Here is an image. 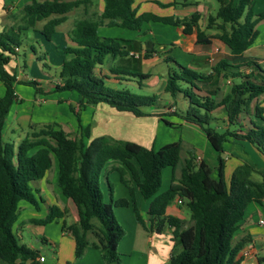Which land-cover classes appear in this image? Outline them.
<instances>
[{
    "label": "trees",
    "instance_id": "1",
    "mask_svg": "<svg viewBox=\"0 0 264 264\" xmlns=\"http://www.w3.org/2000/svg\"><path fill=\"white\" fill-rule=\"evenodd\" d=\"M217 2L219 6L214 14L208 15L206 27L220 31L216 37L229 48L231 56L240 55L253 42L257 33L255 25L264 19V9L255 12L254 0ZM91 5L92 0H29L20 9V22L6 26L8 31L0 32V80L4 86L0 96V264H23L38 256L37 249L20 243L13 225L18 219L21 201L35 209H39L40 203L44 202L32 183L44 177L54 157L58 164L57 185L77 211L76 223L62 221V228H66L74 239L76 258L92 246L100 252L105 264L120 263L117 246L125 231L116 218L114 207L131 204L135 219L143 225L132 185L125 178V174L129 173L141 196L151 198L147 214L155 225L154 230L161 232L164 224L173 228L172 233L179 247L172 250L166 264L237 263V256L248 240L242 238L234 242L233 236L248 204H264V174L243 162L234 167L226 183L222 155L225 153L224 143L231 139L246 140L264 155V124L252 121L245 130L240 124L241 114H248L253 102L264 93V70L260 65L255 64L262 72L260 76H256L254 71L244 74L239 70L252 65L253 61L232 64L227 59H220L212 66L213 73L223 71L224 77L233 79L228 93L216 100L199 93L197 81L206 77L204 73L178 64L171 57L164 58L175 63L177 69L168 70L163 90L172 98L181 97L188 102L184 110L174 111L173 115L203 130L217 152L216 178L212 177V170L206 162L196 160L194 150H186V156L180 159V141L168 142L153 149L108 135L90 138L88 126L80 127L82 136L72 137L57 122L41 126L30 123L29 131L17 144L3 139L7 114L17 100L14 89L16 77L5 69V65L7 55L16 54L20 47L22 31L37 30L46 40H51L57 26L67 19V13L81 7V14L68 33L71 45L64 50L68 58L63 60L57 73L59 82L54 90L75 92L80 106L104 103L135 116L150 115L143 108L154 107L158 96L155 93L136 94L128 88L112 86L108 80L111 77L117 81H132L131 78L135 77L146 79L150 74L117 67L109 69L111 75L104 73L102 66L108 58L128 55L126 44L130 40L103 36L99 28L118 26L141 31L144 22L153 21L182 26L184 34L196 29L198 40L204 35L198 27V13L177 18L150 11L138 12L133 0H101L97 11H90ZM41 21V26L37 27ZM149 53L146 52L144 58L150 57ZM24 83L38 92L42 91L35 80H25ZM217 107H222L228 124L220 131L211 125L216 120L212 112ZM263 113V107L255 103L254 115L262 122ZM158 116L166 125L172 126L163 116ZM83 137L87 138V142ZM111 161L118 165H112L109 171L119 173L121 182L129 190V199H114L108 176L104 177L108 200L105 198L101 177ZM165 167L172 170L171 180L165 190L159 191ZM176 196L184 201L189 211L188 224L186 220L165 214L166 206ZM65 212L56 205H48L44 217L31 218L30 221L47 224L62 218ZM258 260L264 264L263 258Z\"/></svg>",
    "mask_w": 264,
    "mask_h": 264
},
{
    "label": "crops",
    "instance_id": "2",
    "mask_svg": "<svg viewBox=\"0 0 264 264\" xmlns=\"http://www.w3.org/2000/svg\"><path fill=\"white\" fill-rule=\"evenodd\" d=\"M225 2L235 3L237 0H224ZM258 0H254V11L258 12L264 8L255 7V4ZM28 0H25L23 4L27 3ZM22 4V5H23ZM151 5V10H145L146 5ZM21 4H17L16 6H21ZM133 5L137 8L138 12L142 11H150L156 13L154 10V6L157 7V13L159 15H171L173 17L182 18L188 17L193 13L199 14L198 27L203 31L204 35L201 40L197 38L196 29H193L191 33L184 34L182 31V26L178 25H170L169 26L176 27L177 33H174V36H171L169 39H164L165 41L159 42L154 32L151 30L152 26H156V23L148 21L144 22L142 25L141 31L130 30L127 28H121L118 26H102L107 28H118V31L114 32L113 30H107L102 32L99 28V33L103 36L110 37H119L128 41L126 44V48L128 50V55L134 59L141 60V66H143L144 62L148 63L151 58L155 59L154 55L144 58V54L146 52H152L157 55L156 60L160 57L159 50L167 51L166 43L171 41L172 46H178L182 48L184 51L189 53H196L202 51V46L207 45L208 50L206 51V57L204 62L209 64L208 67H205L204 74L205 78L201 81H197L198 86L200 87L199 93L201 95H207L216 100H220L223 96H225L228 91L225 87L229 86L233 79L231 77H224L223 71H220L219 74L213 73L211 68L215 65L220 59H227L231 57V53L229 48L223 44L217 37L216 34L220 31L214 27L207 28V17L209 14H212L214 11L213 4L208 0H133ZM262 5V4H261ZM14 7V9L16 8ZM10 7H3L4 13H0V22H2L3 17L6 16V10ZM13 9V8H12ZM170 12V13H169ZM172 12V13H171ZM66 21V20H65ZM64 21V22H65ZM63 22V23H64ZM260 23H264V19L260 20L256 25L255 29L257 30L256 36L253 39L251 45L244 51V53L252 54L250 61L254 63L252 65L243 66L239 70L244 74H249L252 71L258 72L256 76H260L262 72L257 69L256 65L264 64V56H255V52L259 49H263L264 44V36L261 34L258 25ZM62 24V23H61ZM164 24V23H161ZM6 24H4L5 26ZM59 26V25H58ZM57 26V27H58ZM57 29V28H56ZM169 31L171 27L163 28ZM30 33H38L39 41L42 40V35L37 30H28ZM32 35V34H30ZM66 47L71 45V42L68 37V33L64 34ZM33 38V35L30 37ZM46 40V39H45ZM46 41H52L46 40ZM166 42V43H163ZM32 48V52L35 54L34 47ZM19 49V48H18ZM18 52V50H17ZM16 52V53H17ZM45 54V55H44ZM43 54V59L46 56V53ZM17 54L12 55L15 56L14 68L18 69L20 73L23 71L20 68V65L17 63ZM66 55V54H65ZM134 55H138L135 57ZM68 58V55L65 56ZM211 57V60L207 58ZM38 59V57H36ZM118 57L112 58L113 60H117ZM40 60V59H38ZM12 59L10 58L9 63L5 65V69L10 72L9 65ZM176 61V60H175ZM230 61V60H229ZM180 64L178 61H176ZM155 63V62H154ZM47 65V64H46ZM24 67L25 64H23ZM196 69L203 68L200 63L191 62L190 65ZM15 72V71H14ZM146 72V71H145ZM106 73V72H104ZM148 73V72H146ZM150 74V73H149ZM150 77V75H149ZM147 77L146 79H148ZM20 76H16V82L14 84L15 93L17 96L16 101H14L10 107V110L7 114L5 126L3 128L2 137L5 141H12L17 144L21 138L28 131V127L30 123L34 124H43L52 121H60L53 115V111L49 110L44 106L42 102H46L49 100L51 104L56 103L60 104L64 101L70 102L68 105L69 111H71L73 118H66V121H62L65 125H62L64 131L69 132V130H80L88 126L89 128V136L95 137L99 135H108L113 137L114 139L120 140H128L137 142L147 148L158 149L162 145L172 141H180V139L175 140L174 137L169 136L168 133L173 128H184L189 129L190 139H188V150H194L196 157H198L201 161L206 162L211 170L212 177L216 178V166H217V152L212 154L209 158L206 157L203 153L199 152L197 148L203 147V149H207L208 147H212L208 142L205 133L203 130L197 126L196 124L187 122L182 120L181 118L173 115L174 111L184 110L187 107V100L184 98L178 97V102L174 99H169L167 105H164L162 109H149L145 110L149 112L150 115L145 116H135L127 111H117L114 108L108 106L104 103H98L97 105H84L82 109H79L78 99L79 96L75 92L71 91H60L61 95L66 94V100L60 102L57 98H53V91L49 93L50 87H53L54 84L59 82L57 78L56 82H50L48 87H44L40 81L39 86L43 89L44 93H40L39 97L35 99L36 103H32L31 106L24 107L23 98L19 95L16 86L19 84H24L25 80H33V79H24L20 80ZM166 77H162L161 85L162 91L164 88ZM53 83V85H52ZM108 83L112 86H117L121 81H117L110 77ZM155 85V81L151 82ZM149 84L152 86V84ZM229 84V85H226ZM52 85V86H51ZM153 87V86H152ZM218 87V88H217ZM41 89V90H42ZM218 89V91H217ZM53 90V89H52ZM157 90V89H156ZM48 91V92H47ZM158 91V90H157ZM4 92L3 83L0 80V96ZM63 93V94H62ZM62 98V96L60 97ZM262 100V101H261ZM57 101V102H56ZM261 101V102H260ZM259 104L264 109V93L261 94L256 101L251 105L248 114L243 112L241 114L240 124L245 130L251 126V122L255 121L257 123H263L258 117L254 115V106ZM155 107V106H154ZM163 116L166 120L172 123V126L166 125L162 120H160L159 116ZM264 115V113H263ZM213 118H215V124L218 125V118L221 119V128L227 127L226 116L222 109V107H217L212 112ZM248 116V118H246ZM58 120V121H57ZM144 125V133L142 132V137H136L134 134L130 132V129L125 128L126 124H134ZM9 131L12 134H19L20 137L18 139H12L5 137V132ZM144 134V135H143ZM138 135V134H137ZM225 143H229V148L224 149L226 154L227 162H231V170L238 164L247 162L253 167H256L260 170L261 173L264 174V155H262L254 146H252L246 140L240 139H231ZM160 144V145H159ZM159 147H155L158 146ZM234 156H237L239 159H235ZM118 163L115 161H111L107 164L111 168L112 165H117ZM227 165L225 161V166ZM166 168V167H165ZM224 167V175L225 169ZM230 170V171H231ZM48 172V171H47ZM45 173L44 177L46 176ZM130 175V174H129ZM43 177V178H44ZM38 179L34 181L32 184L39 190L40 196L43 198L44 202L40 203V208L35 209L31 204L21 201L20 212L18 219L13 225L16 226V235L21 242L23 236L21 230L26 227L28 224L32 228V232L34 237L36 238L37 245H29L30 248L38 250V256L35 260H27L23 264H105L100 252L92 247L88 246L84 253L76 258L74 255L75 243L70 232L65 228H62V221L64 220L66 224L76 223L78 221L77 211L75 205L72 201L66 198L60 188L56 190L54 184L50 182H46V186L41 185L42 179ZM127 180L129 182L132 180L131 177L127 176ZM120 176H119V180ZM122 183V182H121ZM169 185V183H168ZM168 185L162 189L160 187L159 191L165 190ZM117 186V188H116ZM120 183L117 182V185L113 186V197L117 198H130L128 188L123 184V188L119 189ZM101 187H104V177H101ZM133 188V197L135 199V203L137 205L138 210L144 215L141 214L143 225L140 224L134 216L132 205L129 204L125 207H114V213L116 215L117 220L124 228V235L120 239L117 250L120 255V263L119 264H166L171 256L172 250L174 248H178L177 239L173 236V228L164 224L161 232H156L154 230L155 225L151 222L147 209L150 202V199H144L137 186H132ZM103 192L104 189L102 188ZM105 195V192H104ZM180 200V201H178ZM25 203V204H24ZM26 205V206H23ZM28 205V206H27ZM48 205H56L61 210H66L64 216L62 218H58L55 221H52L47 224H35L30 221L31 218H41L44 217L47 213ZM28 209L30 212L26 223V220L19 221L20 214L23 208ZM166 215H171L178 217L180 219L186 220V224L189 223V212L186 211L184 201L179 199L177 196L171 200L165 209ZM264 220V204L260 205L255 202H251L248 204L246 208L245 215L243 219L240 221L238 229L235 231L233 236V241L237 242L242 238H247V242L244 247L240 250L238 254V261L235 264H260L259 258L264 259V225L260 224V220ZM91 239V238H90ZM24 244V243H23ZM47 248L49 251V255H44L41 250L42 248ZM41 249V250H40ZM42 256L44 259L42 261L39 260V257Z\"/></svg>",
    "mask_w": 264,
    "mask_h": 264
},
{
    "label": "rangeland",
    "instance_id": "3",
    "mask_svg": "<svg viewBox=\"0 0 264 264\" xmlns=\"http://www.w3.org/2000/svg\"><path fill=\"white\" fill-rule=\"evenodd\" d=\"M24 1L25 0H0V13H4V10L2 9L3 7H5V8L10 7L6 10V16L3 17L2 22H0V32H2L4 30L8 31V29L5 28L6 26H9L12 24L16 25L17 23L20 22L21 6H16V5L17 4L22 5L24 3ZM208 1H211V3L213 4V8H214L213 11L214 12L212 14H214L216 12L218 6H219V3L217 2V0H208ZM100 4H101V0H92V5L90 6L89 10L90 11L99 10ZM15 6H16V8L14 9ZM150 7H151V5L149 4V5H146L144 9L145 10H151ZM255 7L264 8V0H258L257 3L255 4ZM152 11L157 13V7L154 6V10H152ZM80 14H81V7L77 8V9H73L70 12H68L66 21L57 27L55 33L53 34L52 41H50V42L46 41L44 37H42V40L39 41L38 33H34V32L30 33L28 30L22 31L20 38H19L21 41V45L18 49V52L16 51L17 52L16 58H17V63L20 65V68L23 71V73H20L18 71V69L14 68V62L16 60H15V56L12 57V54L7 55L8 61L6 63V64H8L10 58L12 59L10 65H9L10 72H12V74H14L15 77L20 76L21 77L20 80H24L27 78V79H33L35 81H40L44 87H48L50 85V82H53V83L56 82V80L58 78L57 73L61 67L63 60L66 59V57H65L66 55L64 53V50L66 47L65 46L66 41H65L64 34H65V32L66 33L70 32L71 28L74 25L75 19L78 18L80 16ZM4 24H6V25L4 26ZM41 24H42V21L37 24V27H40ZM168 27H171V29L169 31L167 29H166V31H163V30H165L163 28H168ZM258 27L260 29L261 34L264 36V23H260L258 25ZM100 30L102 32H105L107 30H113L114 32H116V31H118V28L101 27ZM151 30L154 32L157 39L158 40L160 39L159 42L165 41L164 39H169V38H171V36H174L173 35L174 33H177L176 27L169 26L166 24H161V23H156V26H152ZM30 34L33 35L32 39L30 38L32 36ZM163 43H166V42H163ZM171 44H172L171 41L166 43V46H167L166 50L167 51L159 50L160 51L159 52L160 57L157 60H156L157 55L155 53L150 52L149 54L151 56L154 55L155 59L151 58V60L148 63L144 62L143 66H141V60L134 59L131 56H124V57H118L117 60L116 59L113 60L111 58H108L102 66V71L111 75V73L109 72V69L113 68V67H117V68H120V69H123L126 71L135 72V73H146V72L150 73V77L148 79L135 77V78H131L132 81L122 80L120 84H117V87H119V88L125 87V88H128L131 92L136 93V94H141V95H151V94L155 93L158 96L157 104L155 105V107H152V108L146 107L143 109L144 110L159 109V108L162 109V107L164 105H167L168 100L172 98L169 93L162 91V85H161L162 77H164V78L166 77L168 70L177 69L175 63H173L171 61H165L164 60L165 57H171L174 60L178 61L183 66L190 65L191 62L200 63V65H202L203 68H200V69L194 68V69L199 71V72H202V73H204L205 67L209 66V64L204 62V59L206 57L205 53L208 50L207 45L202 46L203 49L201 52L189 53V52L184 51L182 48H180L178 46L173 47ZM31 47H34L35 54L32 52ZM44 53H46V56L44 59L38 60L36 58V57L42 58ZM252 54H250V52L249 53L248 52L242 53L240 55L231 56L229 58V60L232 64L249 63L248 60L252 59L251 58ZM254 54H255V56L256 55L264 56V50L259 49ZM44 63L47 65L45 66ZM23 64H25L26 67H24ZM260 66H261V69L264 70V64H260ZM254 72L256 74L258 73L255 70H254ZM154 81H155V85L153 83H151ZM53 83H52V85H53ZM150 83L152 84L153 87L149 85ZM226 85H229V84H226ZM54 86H55V84H54ZM54 86L50 87V89L48 90L49 93L53 91V98H56V99L58 98L60 100V102H62L63 100H66V97H68V96L66 94L61 95L60 91H55ZM39 87L41 88V86H39ZM229 87H230V85L225 87L227 91H229ZM16 88H17L19 95L23 98V102H24L23 106L24 107H28V106H31L32 103H36L35 99L39 97L40 93L38 91H36L33 86L19 84L16 86ZM217 91H218V89H217ZM41 93H44L43 89H42ZM61 96H62V98H60ZM172 99H174L176 102H178V100H179L177 97L172 98ZM42 103L49 110L53 111L52 112L53 115L57 119L60 120V121L57 120L58 121L57 123H59L60 125L61 124L65 125L64 122L66 121V118H69V119L73 118L71 111H69V109H68V105L70 104V102L64 101V102L56 105V103L51 104V102H49V100H48V101L42 102ZM78 107L81 110L83 106L79 105ZM246 118H248V116H246ZM62 121H64V122H62ZM52 122H56V121H52ZM48 123H50V122H48ZM43 124H45V123H43ZM43 124L37 123L36 125L41 126ZM220 124H221V119H219V118H218V125L215 124V122L214 123L211 122V125L215 126V128H217L219 131L222 129L220 127ZM124 127L130 129V132L132 134H134V136H136V137L137 136L142 137L141 136L142 132L144 133V131H145L144 125H137L136 123L129 124V125L126 124ZM28 131H29V127H28ZM68 133L72 137L82 136V130H79V129L69 130ZM190 133L191 132L189 131V129H184V128H173L168 133V135L174 137L175 140L180 139V142H181L180 159L181 160H183L184 156H186V150L189 149L187 147H188V143H190V142H188V139H190V137H191ZM5 137H6V139L13 137V138H11V140H12V139H18V137H20V135L17 133L12 134L9 131H7V132H5ZM83 140L85 142H87V138L83 137ZM159 145L155 146V147H159ZM223 147H224V149L227 150V148H229V143H224ZM197 150L199 152L203 153L208 158L210 156H212L213 153H215L214 150L212 149V147H208L207 149H203V147H201V148H197ZM222 156L224 157V159L227 163V165L225 166L226 170H225V175H224V180L227 183L229 178H230V174L234 168L231 170V162H227L226 154L224 153ZM234 158L239 159L237 156H234ZM196 160L200 161V159H198V157H196ZM109 169H110V167L107 166L106 170L103 171L102 176L103 177L108 176V179L111 182L112 186L117 185V182H119L120 183L119 189L123 188V186H122L123 183L118 181L119 180V173L117 171H109ZM57 172H58V164H57L56 158L54 157L52 166L48 170L46 176L42 179L41 185L46 186V184H47L46 182L48 181L51 184H54V187L56 188V190H59V187L57 185ZM177 172H178V169L175 170V177L178 176ZM171 175H172V170L170 167H166L162 170V182H161V188L162 189H164L168 185V183H170ZM127 176L129 178V176H130L129 173L125 174V178H127ZM129 185L133 186L134 182L131 180L129 182ZM102 188L104 189V192H105V198H106V200H108V192H107L108 189H107V185L105 182V178H104V187H102ZM116 188H117V186H116ZM23 206H26V205H23ZM185 209L187 212H189L186 207H185ZM29 213L30 212L28 211L27 207L26 208L24 207L21 211L20 218H19L18 222H20L21 220H26V223H29L27 221V219L30 215ZM141 214L144 215V213H141ZM16 226H14V229H13L14 233H16ZM21 233L23 236V238L21 240L22 243H24L28 247H29V245H32V244L37 245V248L39 247V244H37L36 238L34 237L33 232H32V228L30 227L29 224L26 227L23 226ZM41 252L46 256L49 255V251L45 247L42 248Z\"/></svg>",
    "mask_w": 264,
    "mask_h": 264
},
{
    "label": "built area",
    "instance_id": "4",
    "mask_svg": "<svg viewBox=\"0 0 264 264\" xmlns=\"http://www.w3.org/2000/svg\"><path fill=\"white\" fill-rule=\"evenodd\" d=\"M263 48H264V44H263ZM135 57H138V55H134ZM208 60H211V57L207 58ZM199 159V158H198ZM180 201V200H178ZM260 224L264 225V220H260ZM44 258L42 256L39 257V260L42 261Z\"/></svg>",
    "mask_w": 264,
    "mask_h": 264
}]
</instances>
